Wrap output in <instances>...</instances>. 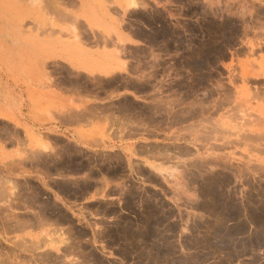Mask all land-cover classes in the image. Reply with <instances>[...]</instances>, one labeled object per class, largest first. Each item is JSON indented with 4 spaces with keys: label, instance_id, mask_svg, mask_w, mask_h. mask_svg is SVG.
I'll return each mask as SVG.
<instances>
[{
    "label": "rangeland",
    "instance_id": "1",
    "mask_svg": "<svg viewBox=\"0 0 264 264\" xmlns=\"http://www.w3.org/2000/svg\"><path fill=\"white\" fill-rule=\"evenodd\" d=\"M111 3L127 27L152 28L150 53L178 57L169 66L178 67L179 75L184 67V85L180 80L178 84L184 91L183 119L190 124L200 119L203 156L190 164L198 173L190 170L184 176L185 189L179 191L184 196L179 206L182 218H176L177 209L164 200L175 202L171 190L133 189L125 197V207L135 218L117 219L101 238L121 264H264V162L254 165L249 157L243 162L247 168H235L241 153L264 147V0ZM76 4L74 39L80 34L75 25L91 21L88 9L81 8L78 0ZM9 71L10 65L1 60L0 264H106L94 247L81 241L86 230L74 227L68 214L50 199L45 190L49 185L30 172L34 168L48 175L88 171L91 179L100 173L116 178L123 171L121 159L80 153L62 141L56 153L25 151L18 123L23 81L10 78ZM67 79L87 92L107 89L116 81ZM173 98L169 96L170 104ZM118 104L122 112L137 113L148 121L182 119V112L167 115L161 106L135 112L128 101ZM163 150L174 152L176 147ZM226 153L232 158L227 164L220 159ZM141 172L158 183L145 170ZM91 186V182L51 184L72 200L80 199ZM135 203L140 210L135 211ZM90 207L102 214L113 211L104 203ZM48 224L68 228L76 242L51 237Z\"/></svg>",
    "mask_w": 264,
    "mask_h": 264
},
{
    "label": "crops",
    "instance_id": "2",
    "mask_svg": "<svg viewBox=\"0 0 264 264\" xmlns=\"http://www.w3.org/2000/svg\"><path fill=\"white\" fill-rule=\"evenodd\" d=\"M76 1L0 0V58L10 65L9 77L23 81L18 123L25 151L29 149L34 155L56 153L58 141H62L80 153L121 159L123 171L116 178L100 173L91 179L88 171L48 175L34 168L30 172L49 185L44 188L50 199L68 214L74 227L86 230L81 241L94 247L106 264H121L101 238L103 231L119 218H135L125 207V197L133 189L171 190L175 202L167 197L164 200L177 209L176 218H182L179 206L184 196L179 191L185 189L184 176L190 170L198 173L190 164L203 156L201 122L193 119L190 124L183 119L184 91L178 84L180 80L184 85V67L179 75L178 67L169 66L177 56L150 53L151 27H127L111 0H78L81 8L88 9L91 21L75 25L80 34L74 39L71 31ZM72 76L116 81L107 89L87 92L68 81ZM170 95L175 96L172 104ZM123 101H128L135 112L161 106L167 115L170 111L177 115L182 112V119L176 123L148 121L137 113L122 112L118 103ZM169 146H175L176 151L163 150ZM185 149L190 152L186 154ZM251 150L241 153L240 161L235 160L236 169L247 168L243 162L249 157L251 164L264 162V147ZM220 159L227 164L232 158L226 153ZM141 170L158 183L148 181ZM55 182H91L92 186L80 199L72 200L51 187ZM97 203L107 204L112 213L92 210L90 206ZM134 209L140 210V205L135 203ZM48 225L51 237L63 236L69 244L76 242L68 228Z\"/></svg>",
    "mask_w": 264,
    "mask_h": 264
},
{
    "label": "bare ground",
    "instance_id": "3",
    "mask_svg": "<svg viewBox=\"0 0 264 264\" xmlns=\"http://www.w3.org/2000/svg\"><path fill=\"white\" fill-rule=\"evenodd\" d=\"M5 108V107H4ZM1 112V111H0Z\"/></svg>",
    "mask_w": 264,
    "mask_h": 264
}]
</instances>
